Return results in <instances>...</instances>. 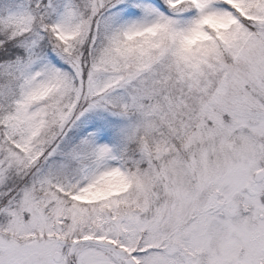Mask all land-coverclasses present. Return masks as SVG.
<instances>
[{
  "label": "snow or ice",
  "instance_id": "obj_1",
  "mask_svg": "<svg viewBox=\"0 0 264 264\" xmlns=\"http://www.w3.org/2000/svg\"><path fill=\"white\" fill-rule=\"evenodd\" d=\"M0 264H264V0H0Z\"/></svg>",
  "mask_w": 264,
  "mask_h": 264
}]
</instances>
